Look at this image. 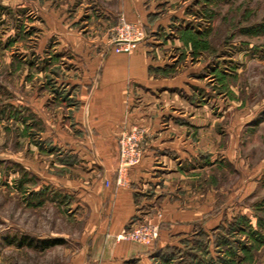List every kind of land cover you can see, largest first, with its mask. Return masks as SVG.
Here are the masks:
<instances>
[{
  "label": "rangeland",
  "instance_id": "rangeland-1",
  "mask_svg": "<svg viewBox=\"0 0 264 264\" xmlns=\"http://www.w3.org/2000/svg\"><path fill=\"white\" fill-rule=\"evenodd\" d=\"M157 2L168 22L154 31L152 41L159 43L149 51L162 45L157 75L188 78L180 96L204 105L212 119L204 143L212 147V161L199 151L198 165L206 160L207 167L185 181L199 194L212 190L218 210L229 207L219 231L227 258L232 251L234 264H264V0ZM111 5L0 0V264H56L65 246L77 245L78 209L54 178L61 171L50 163L53 146L44 140L78 101L68 94L78 73L73 56L98 52L92 42H102L101 34L112 49L123 16H107L102 31L99 12ZM64 27L86 45L72 44ZM23 237L33 245H18ZM47 238L61 242L42 248Z\"/></svg>",
  "mask_w": 264,
  "mask_h": 264
},
{
  "label": "crops",
  "instance_id": "crops-1",
  "mask_svg": "<svg viewBox=\"0 0 264 264\" xmlns=\"http://www.w3.org/2000/svg\"><path fill=\"white\" fill-rule=\"evenodd\" d=\"M107 1L112 5L99 10L105 15L102 31L108 30L107 16L121 14L144 25L147 33L129 53L110 49L101 34L103 43L92 42L93 49L100 47L98 52L75 54L71 61L78 73L76 88L68 94L77 95L78 101L67 106L60 127L44 142L53 146L47 154L53 168L61 171L54 178L73 195L81 229L77 245L65 246L56 264H176L180 251L192 248L200 233L209 239L223 225V216H230L228 206L216 208L212 190L199 194L185 181L207 167L206 160L198 165L199 151H205L201 159L209 152L212 161V147L204 145L212 119L204 105L180 96L188 78L157 75L163 67L157 55L162 45L149 51L159 43L152 41L156 28L168 24L167 16L158 14L157 0ZM61 30L72 44L86 45L76 30ZM131 125L143 127L146 137L140 161L118 184L117 140ZM139 221L158 226L154 241L116 238ZM209 247L211 255V243Z\"/></svg>",
  "mask_w": 264,
  "mask_h": 264
},
{
  "label": "built area",
  "instance_id": "built-area-1",
  "mask_svg": "<svg viewBox=\"0 0 264 264\" xmlns=\"http://www.w3.org/2000/svg\"><path fill=\"white\" fill-rule=\"evenodd\" d=\"M115 31V35L110 39L115 52L128 53L146 37V30L141 23L128 22L124 17L118 19ZM145 137V129L138 125H131L118 136V184L125 182L129 168L140 161ZM157 236V225L149 222H134L117 234L116 238L149 244Z\"/></svg>",
  "mask_w": 264,
  "mask_h": 264
},
{
  "label": "trees",
  "instance_id": "trees-1",
  "mask_svg": "<svg viewBox=\"0 0 264 264\" xmlns=\"http://www.w3.org/2000/svg\"><path fill=\"white\" fill-rule=\"evenodd\" d=\"M222 229V226H218L213 232L211 237L208 239L204 234H199V237L196 239V244H194V248H185L180 251V260L177 261L176 264H234L233 260L235 258V254L229 253V257L227 258V253L221 250V246L224 245L222 239V234L219 232ZM61 240L57 238H47L41 240V247L46 248L60 243ZM32 240H28L27 237H23L17 243L18 245L26 244L28 246H32ZM209 243L212 245V250L214 251L211 255Z\"/></svg>",
  "mask_w": 264,
  "mask_h": 264
}]
</instances>
